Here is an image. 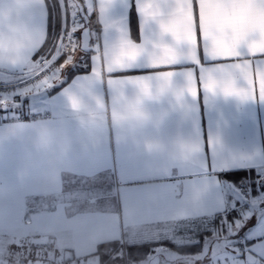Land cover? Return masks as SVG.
<instances>
[{"label": "crops", "instance_id": "crops-1", "mask_svg": "<svg viewBox=\"0 0 264 264\" xmlns=\"http://www.w3.org/2000/svg\"><path fill=\"white\" fill-rule=\"evenodd\" d=\"M81 1L102 50L77 52L75 65L87 54L89 72L52 95L27 97L46 117L0 124V261L35 259L34 243L46 240L56 249L51 264H101L98 246L114 242L124 261L111 264H230L234 258L245 264L229 236L237 216L224 221L231 225L226 235L206 238L199 253L157 246L127 262L126 246L181 244L177 237L185 231L194 237L202 223L226 218L247 198L223 174L264 169V56L257 55L264 53V0H112L105 12L107 0ZM13 36L30 45L17 63H0L1 81L37 70L49 38L45 0L39 7L0 0V55ZM74 56L63 61L56 80ZM137 89L145 94L144 122L117 123ZM192 141L197 151L186 159ZM148 143L161 148L149 151ZM50 169L60 172L53 191L39 183ZM242 231L248 252L264 264V225ZM45 232L68 247L57 248L55 236L42 238Z\"/></svg>", "mask_w": 264, "mask_h": 264}, {"label": "rangeland", "instance_id": "rangeland-1", "mask_svg": "<svg viewBox=\"0 0 264 264\" xmlns=\"http://www.w3.org/2000/svg\"><path fill=\"white\" fill-rule=\"evenodd\" d=\"M60 4H61V13H62V17H63L61 32H63L64 29L69 31L70 28H74V31L76 29V31L78 33L84 27V21L82 20L79 22V20H77V15L79 14V12H78V8H77L76 4L73 3L74 5L73 4L69 5V3H66L65 0H60ZM74 24H75V26H74ZM61 32H60V34H61ZM59 38H60V35H59ZM59 38H58L56 43H54L50 47H45L39 53V55H37L36 63H37L38 68L35 72H33L30 75L24 76V77H22L16 81L15 80H13V81H8V80L1 81L0 80V111L2 109V111L0 112V118L3 121V123L11 122V121H18V120H22V119H28L29 120L32 118V116L41 115L42 112L44 111L43 108L37 110L31 106H28L26 104L27 97L34 94V93H38V92H46L47 93V91L52 90L53 88L56 87L53 85V84H55V82L60 84V82L64 78H67L68 72L72 68H74L75 66H78L75 64H78L77 58H78L79 54L77 55V52L79 50L75 51L74 53H68V54L64 53L61 56V58H59V61L57 62V71L55 73H53L51 78L43 80L41 83H39L38 87H34L30 90H25L22 92H16L12 89V87L15 85V83H18L19 81L33 77L35 75V73L37 71H39L40 67H39L38 62L40 60V57L45 56V55L50 56L51 54L53 55V53L57 49L56 46L58 45ZM73 55H75V56L72 58V62H73V64H71L72 66L71 65L65 66L63 68V70H64L63 75L61 76L60 79L56 80V77L61 72L63 61H65L67 58H69ZM67 67H70V68L68 69ZM253 183H254V185H253ZM235 187H237V186H235ZM263 187H264V173L255 172V174L253 176H251L249 179L243 180V182H241L240 186L237 187V189L241 190V192L243 191V193L247 197V198H245L243 203L240 204L236 209H233L231 212H228L226 218H224L223 216H222L223 219L213 218L210 223H202V226L200 225L199 228L200 229H212V231H214L212 238L218 237L219 234L221 237H223V235H226L228 232L227 228H229V231H230V227H231L229 221L228 222H224V221L229 220L228 217L231 216V213H234V215L237 216L238 224H235L233 227H231V230L233 232H235V235L230 234L229 236L233 240H235L234 243L237 246L238 252L241 255L246 256V253H248L247 241L245 240V235H242L244 232V231H242V229L244 230V227L247 229L248 227H251V226L252 227L253 226L262 227L264 225V205H260V206H254L253 205L255 202H257L258 205L263 203L261 201L262 199H264ZM254 192H256L255 195H254ZM260 207H261V209L259 210ZM216 225H217V227H216ZM188 228L189 227L186 228V226H185L184 230H187ZM199 228H197L196 231ZM239 233L241 235H237ZM191 234H192L191 232L185 231V233H183V234L182 233H180L179 235L177 234L178 235L177 238L179 240H181V244L191 242L193 240L192 238H195V237H192ZM167 235H172V234L167 233ZM126 238L127 239L129 238V234H127ZM242 251H244V252H242ZM121 252H123L122 249H121ZM45 255L46 254H44V256ZM41 256L43 257L42 254H41ZM54 257L53 256L50 257V261H48V264H51V261L53 259H55ZM13 258L8 257L7 259L1 260L0 262L8 261L12 264H15V256ZM45 258H46V256H45ZM22 259H27V257H23ZM42 259H44V258H42ZM234 259H233V261L232 260L231 261L233 263L237 264V262L234 261ZM232 262H230V264Z\"/></svg>", "mask_w": 264, "mask_h": 264}, {"label": "trees", "instance_id": "trees-1", "mask_svg": "<svg viewBox=\"0 0 264 264\" xmlns=\"http://www.w3.org/2000/svg\"><path fill=\"white\" fill-rule=\"evenodd\" d=\"M65 1L66 3L68 2L69 5L70 3L75 4L74 0H65ZM78 1L82 3L81 0ZM45 2L47 4L48 12H49V38L46 43V47H50L51 45L56 43L59 38L63 17L61 13L60 0H45ZM88 20L92 31L95 28V20L92 16H89ZM132 27L134 33L136 34V16L134 12L132 13ZM89 70H90L89 56L85 54V59L83 61V64L72 68L68 72L66 80L63 81L59 86L53 88L52 90H49L48 91L49 94L52 95L53 93H55L58 89H60L62 86L68 83L75 75L81 73H87L89 72ZM253 175L249 174V172L246 171H238V172L223 174L222 177L238 187L240 186L241 182H243V180L249 179ZM255 194L256 192H254V195ZM230 217L233 220V218L235 217L234 213H231V216H229L228 218ZM215 218L223 219L222 215L217 216ZM213 232L214 231H212V229H198L194 236L195 237L194 243L178 244L170 239H163L159 241L146 242L132 246L127 245L126 246L127 261L128 262L140 261L146 258L147 255L152 251V249L157 246H167L171 250L182 253H192V254L199 253L204 246L205 239L211 237L213 235ZM120 253H121L120 243H116V242L105 243L98 246L97 251L95 252V256L99 257L101 264H111L113 262H117V261L119 262L122 260L120 259ZM11 258H13V256ZM123 261L124 260H122V262Z\"/></svg>", "mask_w": 264, "mask_h": 264}, {"label": "built area", "instance_id": "built-area-1", "mask_svg": "<svg viewBox=\"0 0 264 264\" xmlns=\"http://www.w3.org/2000/svg\"><path fill=\"white\" fill-rule=\"evenodd\" d=\"M77 20L82 21V18L80 14L77 15ZM75 26V24H74ZM80 33L81 30L77 33L76 29L74 31V28H70L68 30H63L60 34V38L58 41V45L56 46V50L53 53V55L50 57L48 55L40 57V60L38 62L39 64V71L35 73V75L31 78L24 79L22 81H19L18 83H15V85L12 87V89L16 92H22L25 90H30L34 87H38L39 83H41L43 80L49 79L52 77L53 73L57 71V62L59 61V58L64 53H74L75 51L80 50ZM90 51H93L95 53H101V42L99 35H93L92 34V40L90 44ZM46 117L45 114L32 116V120L44 118ZM3 121L0 118V124H2ZM258 173H264L263 170L257 171ZM227 216V215H226ZM39 256L35 259H22L18 257L15 259V264H48V261H50L51 256H55L56 249L55 247L46 240H38L34 243ZM244 252V251H242ZM43 255V257L41 256ZM46 254V258L44 256ZM44 258V259H42ZM0 264H12L8 261L0 262ZM245 264H253L250 262H245Z\"/></svg>", "mask_w": 264, "mask_h": 264}, {"label": "clouds", "instance_id": "clouds-1", "mask_svg": "<svg viewBox=\"0 0 264 264\" xmlns=\"http://www.w3.org/2000/svg\"><path fill=\"white\" fill-rule=\"evenodd\" d=\"M34 7H39L43 0H32ZM30 41H17L15 36H13V42L10 46H5V50L2 54V58L5 61L9 62H18L20 60V57L22 53L25 51L27 47H29ZM114 63L118 64L119 60L117 59L114 61ZM144 91L143 89H137L135 91V94L133 96L127 97L126 103H125V109L124 114L122 116L118 115L117 117V123L120 124H130L132 126H138L142 124L145 120V115L143 112V105L142 101L144 100ZM147 148L149 151L153 150H159L161 146L159 144L155 143H148ZM197 151V146L194 141L189 142L187 145L186 152L184 153V156L186 159H192L195 157ZM60 176V172H58L56 169H50L46 174H44L40 180L39 183L44 186L48 191H53L55 189V186L58 183V179ZM56 237L55 239V245L59 249H66L68 247V244L66 241L58 237L55 233L52 232H45L42 236V238H51ZM66 258H71L72 253L71 252H65Z\"/></svg>", "mask_w": 264, "mask_h": 264}, {"label": "water", "instance_id": "water-1", "mask_svg": "<svg viewBox=\"0 0 264 264\" xmlns=\"http://www.w3.org/2000/svg\"><path fill=\"white\" fill-rule=\"evenodd\" d=\"M78 8V12L84 21V27L80 33V50L83 53H90V44L92 40L91 27L89 25L88 15L85 8L81 2L74 0ZM246 261L253 264H262L261 261L251 252L246 253Z\"/></svg>", "mask_w": 264, "mask_h": 264}, {"label": "snow or ice", "instance_id": "snow-or-ice-1", "mask_svg": "<svg viewBox=\"0 0 264 264\" xmlns=\"http://www.w3.org/2000/svg\"><path fill=\"white\" fill-rule=\"evenodd\" d=\"M111 3H112V0H107V2H103L101 4V11L105 12V10L111 6ZM257 55L264 56V53H258ZM28 58L30 59V55L28 56ZM2 62H3V58H2V55H0V63ZM13 63H17V62H13ZM224 91L226 94H231L234 91V89L230 85H228V86H225ZM236 94L241 95V98H244L242 93L237 92Z\"/></svg>", "mask_w": 264, "mask_h": 264}]
</instances>
